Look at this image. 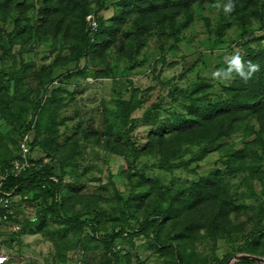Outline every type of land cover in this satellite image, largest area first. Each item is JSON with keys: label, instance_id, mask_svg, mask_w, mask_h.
<instances>
[{"label": "rangeland", "instance_id": "obj_1", "mask_svg": "<svg viewBox=\"0 0 264 264\" xmlns=\"http://www.w3.org/2000/svg\"><path fill=\"white\" fill-rule=\"evenodd\" d=\"M153 1L0 0V44L13 55L0 69V170L38 129L32 155L61 173L53 180L63 218L47 209L44 185L13 193L16 215L0 222L9 264H66L69 252L90 264H180L178 254L186 264H236L247 255L264 264L256 121L248 116L214 143L204 129L181 145L152 136L183 113L202 114L224 92L264 91V0H212L179 13ZM93 13L102 34L90 47ZM71 72L78 89H53ZM45 100L36 128L30 115ZM149 214L160 216V244ZM75 217L92 224L64 222ZM114 228L130 233L106 239Z\"/></svg>", "mask_w": 264, "mask_h": 264}, {"label": "trees", "instance_id": "obj_2", "mask_svg": "<svg viewBox=\"0 0 264 264\" xmlns=\"http://www.w3.org/2000/svg\"><path fill=\"white\" fill-rule=\"evenodd\" d=\"M206 1H212V0H165V5L162 6V8L167 9V8H177L178 13L179 12H186L188 11L189 8H191L192 5L197 4V3H202ZM246 1V0H245ZM157 2L154 0L152 3ZM251 4V3H250ZM249 5V4H248ZM257 7H260V4L257 2ZM59 11V10H57ZM67 17H71L72 21L77 22V17L75 14L72 12L70 13L69 11L66 12ZM99 21V29L95 33V39H91V32L89 29V23L86 20V32H85V39H86V45L87 46H94L95 44L98 43L99 37L102 34V24L100 18H98ZM20 43V42H19ZM23 44H27L28 42L22 41ZM21 44V43H20ZM5 45V44H4ZM0 44V69L6 67V63H8L13 57L11 54L12 49L11 47H7ZM50 73V70H49ZM74 72H71V76H68V74L61 75L59 77L55 78V82L53 85L54 88H62V90H66V84L65 83H70L74 86L75 83V78H78V74H73ZM92 76V75H90ZM3 78H1V82L3 83L4 87L7 83V81L3 80L7 75H3ZM93 80L97 79L95 76L91 77ZM75 79V80H74ZM52 82V83H53ZM79 83H75V90L79 88ZM44 89V88H43ZM248 89H244L243 92H240L239 90H234L233 92H224L225 96L223 97H218L216 100H218L215 103H211L206 107V111L203 112L202 114L197 113V112H192L191 116H187L186 113H183L180 115V118L183 119L181 122L179 120L177 123L174 125H171L167 128L162 127L160 129V132H154L152 136L156 138H163L164 140H169L171 141V144H176V145H181L182 143L186 141H190L191 138H196L197 133L201 129V134H202V129H204V133L206 135V142L214 143L224 136H228L231 134V132L241 126H243L242 122L245 120L248 116L256 121L257 128L255 130H258V132L264 136V91H255L254 90H248L251 93V96L246 98V95H249L250 93L247 92ZM53 91V90H52ZM47 92H49V86H46V88L43 91V94L46 95ZM74 94L73 91H70ZM75 96V95H74ZM74 99V98H73ZM221 99V100H220ZM259 99V100H258ZM47 100L44 101V103H41V107H38L37 111L31 112V118L34 120L36 117L37 123L35 124V127L38 128L39 126V112L42 110V106L45 105ZM124 103H127V101L123 100ZM73 103H76L74 101ZM128 105V104H127ZM41 124V122H40ZM251 125V124H250ZM249 126V125H248ZM249 128V127H248ZM253 128V127H252ZM251 130V127L248 129ZM252 132V131H251ZM38 134V129H35L32 131L33 137L31 136V141H30V147H31V152L33 153V149L37 146V144L40 141V136H37ZM39 139V140H38ZM158 139V140H159ZM193 140L190 141V143ZM264 142V139H263ZM18 155V154H17ZM15 155V156H17ZM14 156V157H15ZM12 157V158H14ZM11 158V159H12ZM33 160L36 162V166L31 168L29 171L25 172L19 177H14L10 176L8 177L5 182H4V190L5 191H12L13 193H16L18 191L27 189L28 187H34L37 185H44L46 189L49 192V195L51 197V204L50 206L47 207V209L58 219H63L61 212L59 210V197H58V188L60 185V181H54L53 178H61V173L54 164H49L46 162L41 161L40 159L38 160L37 158L33 157ZM165 158V160H164ZM163 158V163L166 168L168 167H173V163H168L166 162L169 159V156H165ZM11 159L5 161L4 163L9 162ZM135 159V157H133ZM170 161V159H169ZM54 178V179H55ZM60 180V179H58ZM163 214L164 212H160ZM16 215V208H15V213L9 217V221L12 220ZM152 217V214H149L146 219V223L149 224V227L151 229V233L153 234V238L157 241V243L160 244L159 242V236L157 229L159 228V217ZM7 221V222H9ZM64 222L72 227H83L85 225H90L92 224L91 220L88 219H81V217H75V218H65ZM143 227V226H141ZM94 231H97L93 227ZM135 229V228H134ZM140 230L139 228H136L135 231ZM133 231V230H132ZM127 233L129 235L130 231H127L126 228H122V230H118V228H114L113 232L110 233L106 239L109 240H114L115 236L117 234H124ZM1 235V232H0ZM132 235V234H131ZM3 242V240H2ZM164 245H169L170 243L168 241L162 242ZM67 256V253H66ZM177 258L179 259L180 264H186L183 261V258L181 257L180 254L177 255ZM13 259V258H12ZM85 259V258H84ZM253 257L252 256H242L237 259L238 263L236 264H249L253 263ZM86 260V259H85ZM87 261V260H86Z\"/></svg>", "mask_w": 264, "mask_h": 264}, {"label": "built area", "instance_id": "obj_3", "mask_svg": "<svg viewBox=\"0 0 264 264\" xmlns=\"http://www.w3.org/2000/svg\"><path fill=\"white\" fill-rule=\"evenodd\" d=\"M91 39H95V33L99 29V21L96 15L90 14L87 17ZM30 136H24L20 144L19 154L7 162L2 170H0V222L9 221V217L15 213L14 195L12 191L4 190V182L10 177H19L31 168L36 166V162L32 158L30 147ZM78 252H69L66 256V264H90ZM13 255L6 249L0 236V264H9ZM140 264H145L141 262Z\"/></svg>", "mask_w": 264, "mask_h": 264}, {"label": "clouds", "instance_id": "obj_4", "mask_svg": "<svg viewBox=\"0 0 264 264\" xmlns=\"http://www.w3.org/2000/svg\"><path fill=\"white\" fill-rule=\"evenodd\" d=\"M90 15V14H89ZM251 67V70L252 71H255L256 70V66L255 65H251L250 66ZM241 75H244L243 73H241ZM249 75H250V73H249ZM245 78H247V77H245ZM21 144V143H20ZM19 150H20V148H19ZM19 154V153H18ZM31 154H32V152H31ZM16 157V156H15Z\"/></svg>", "mask_w": 264, "mask_h": 264}, {"label": "water", "instance_id": "obj_5", "mask_svg": "<svg viewBox=\"0 0 264 264\" xmlns=\"http://www.w3.org/2000/svg\"><path fill=\"white\" fill-rule=\"evenodd\" d=\"M239 257V256H238Z\"/></svg>", "mask_w": 264, "mask_h": 264}]
</instances>
